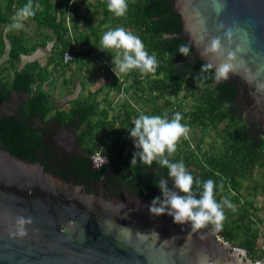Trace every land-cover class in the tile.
<instances>
[{
    "label": "water",
    "instance_id": "water-1",
    "mask_svg": "<svg viewBox=\"0 0 264 264\" xmlns=\"http://www.w3.org/2000/svg\"><path fill=\"white\" fill-rule=\"evenodd\" d=\"M146 14L161 47L174 52V74L210 80L232 113L244 112L240 135L256 147L264 137V0H164ZM214 37L222 53L201 55ZM224 63L228 79L217 81ZM56 128L41 136L0 116V264H260L213 228L192 231L190 222L151 214L159 188L105 190L116 174L105 158L65 165L69 155L51 139ZM18 217L31 218L23 236Z\"/></svg>",
    "mask_w": 264,
    "mask_h": 264
},
{
    "label": "trees",
    "instance_id": "trees-1",
    "mask_svg": "<svg viewBox=\"0 0 264 264\" xmlns=\"http://www.w3.org/2000/svg\"><path fill=\"white\" fill-rule=\"evenodd\" d=\"M72 1L32 0L33 7L38 5L39 8L35 16L28 19L34 21L39 28L49 29L57 44L48 64L36 72H26L23 69H17L15 65L22 55L34 51L38 44H28L24 34L16 33L15 29H7L8 25L14 22L17 11L27 4L28 0H0V58L8 48V57L0 62V104L8 100L12 92L24 94L26 97L23 103L9 116H14L17 124L25 126L29 132H35L41 136L45 135L53 125L71 127L76 132L75 137L80 150L77 155L75 154L76 157L65 162V165H73L77 162L87 164L91 161V155L99 151L107 159L106 166L116 171L119 179L114 184L120 192L123 191V187L127 193H133L140 188L156 190L158 188L156 181L159 179H165L167 182L172 180L168 176L167 167L160 166L155 160L151 166L139 160L131 165L136 148L129 129L134 127V119L139 115L136 108L125 101L122 103L121 113L110 118L109 108L100 107L96 99L101 88L90 91L85 98L67 97L60 105L55 104L56 102L45 89L44 83L48 79L49 64H53L54 67H69L71 62L62 63V54L69 47L71 39L83 46V50L76 58L78 59L83 54H90L93 49L91 38L94 41L98 38L100 29L92 28L90 19H87L90 32L71 34V27L65 21V14L67 6ZM95 1L101 7L103 15L99 22L100 27L109 24L110 28L123 27L132 32L142 40L145 50L149 55H154L157 61L156 71L146 72V85H143L142 80L138 78V69H133L127 72L124 80L120 82L117 78L112 80L114 89L119 91L122 83L131 78V87L142 95H146L148 101L156 102L164 99V107H170L174 105V102L165 98V95L177 97L186 86L187 92L184 97L193 98L192 108L183 114L186 119L183 123L188 126V129L203 130L211 125L216 128L222 124L221 140L224 148L221 153L206 154L201 159L194 152L189 151L183 142H179L176 152L168 156V159L173 163L183 161L194 180L215 181L214 198L218 203L228 201L232 207L224 206L225 218L221 222V227L217 228L215 224L208 223L210 228L221 233L225 241L233 244L231 246L243 248L248 257L259 258L264 253V248L259 245L257 230L251 226L253 222L249 211L246 210L247 208L241 211H234V209H238L242 198H247L259 189L249 180L252 178V170L255 167L264 171V139L260 141L257 149H249L252 140L247 142L240 135L245 128L239 116L228 109L230 100L222 98L221 92L213 88L210 80L208 82L201 80V84L197 87L196 78L199 80V74L194 76L190 73L183 76L174 74L177 64L172 60L174 52L161 47L164 36L151 28L152 24L146 14L149 7L158 6L164 0H127L128 11L122 17H117L110 12L105 0ZM73 29L74 31L77 29L76 24H73ZM189 80L193 82L190 83ZM67 82L68 80L64 79L63 83L67 84ZM66 104H68L67 108H65ZM156 113L160 112L156 111ZM171 113L166 111L162 114L171 118ZM38 124L47 126L44 133L39 131ZM181 140L187 141L184 137H181ZM165 155L168 154L165 153ZM202 191L201 185L197 195ZM247 204L251 206L250 202ZM234 214H238L237 218H233Z\"/></svg>",
    "mask_w": 264,
    "mask_h": 264
},
{
    "label": "clouds",
    "instance_id": "clouds-1",
    "mask_svg": "<svg viewBox=\"0 0 264 264\" xmlns=\"http://www.w3.org/2000/svg\"><path fill=\"white\" fill-rule=\"evenodd\" d=\"M107 7L117 17L126 15L128 11L127 0H107ZM38 8V5L34 8L32 0H28V3L17 11L14 22L8 25L7 30L19 29L22 26V20L34 17ZM100 43L101 47L99 48L101 50H122L118 51L112 59V65H116L120 72L127 73L133 69H139L141 72L156 71V57L149 55L145 50L144 43L137 35L123 27L105 32ZM178 51L186 57L191 55L188 44L179 45ZM207 53H222L219 37L212 38L201 55ZM212 67L211 64L202 65L200 71H209ZM229 71L230 64L219 65L215 68V79L217 81H220L221 78L228 79ZM200 84L201 81L196 78L197 87ZM181 120L182 115L179 112L175 113L172 119H169L166 114L161 117L141 113L135 119L134 127L129 129L130 137L133 139L136 148L131 165L139 160L141 163L151 166L155 160L160 166L168 169V176L172 179L173 186L169 187L165 179L156 181L160 195L156 196L148 205L151 214L158 216L167 213L173 217L174 223L190 222L192 231L201 229L208 223H213L219 228L225 218L224 206L227 205L231 208L232 205L228 201L223 203L216 201L214 198L215 181L212 179L194 180L183 161L173 163L168 159V156L176 152L180 138H187L189 129L187 125L181 123ZM165 153L168 155L166 156ZM106 162L105 157L102 163L105 164ZM201 185L203 191L197 195V190L200 189ZM161 196L164 198L163 200H161ZM29 223H31V218L18 217L19 235L26 234L24 226Z\"/></svg>",
    "mask_w": 264,
    "mask_h": 264
},
{
    "label": "rangeland",
    "instance_id": "rangeland-1",
    "mask_svg": "<svg viewBox=\"0 0 264 264\" xmlns=\"http://www.w3.org/2000/svg\"><path fill=\"white\" fill-rule=\"evenodd\" d=\"M105 4H107V0H105ZM74 11L75 13L73 14ZM102 17L101 7L97 5L95 0H73L67 6L65 21L66 24L71 27V34L90 32L87 19L91 20L90 24L92 28H99L100 30L96 41L91 38L93 49L90 54H83V56L71 62L69 67H54L52 74L54 78L51 83L46 84L45 86V89L50 93L51 97L55 99L54 101L56 103H54L60 105L62 102V100L60 101V98H62L64 94L66 95L67 92L68 95L66 96L68 98H73L76 95H79V98H85L90 91L97 90L100 87L101 90L97 94L96 99L100 107L109 108L110 118L113 115L121 113L122 103L128 101L133 108L137 109L139 113L138 117L141 113L149 116L163 117L165 115L162 113L170 111L172 113L171 118L169 119H172L174 114L179 112L182 115L181 123L184 124L183 120L186 119L183 117V114L189 112L193 104V98L191 96L184 97V94L187 92L186 86H184L183 90L177 97H166L165 95V98H169L174 102V105L170 107H164V99H160L156 102H152L151 100L148 101L146 95H142L131 87V78L126 79L124 83H122V87L119 91L113 88L112 80L117 78L120 82V80H124L127 73L120 72L116 65H112L113 56H115L118 51L122 50H101L99 48L101 47L100 41L104 33L114 29L113 27L110 28L109 24L100 27L99 22ZM12 18H14V15H12ZM73 24L77 25L75 31L73 29ZM20 28L26 29L27 34L30 33L29 39L32 41L35 37L37 40H41V37H44L43 34L40 37L39 34H41V31L37 32L39 29H37L35 23L28 18L22 20V26ZM48 33L51 32L48 30ZM56 44L55 41L54 46L51 47L49 45L48 48H51L49 49L50 52H55L54 48ZM5 57L6 55L3 54L0 58V62L5 60ZM10 71L12 72V70ZM138 71V78L142 80L141 82L143 85H146V72H141L139 69ZM64 79L68 80L67 84L63 83ZM188 82L192 83L193 81L189 80ZM138 97L141 99H137ZM67 107L68 104L65 105V108ZM156 111H159L160 113L157 114ZM221 128L222 124L218 125L216 128L211 125L203 130L199 128H191L188 131L186 139L189 141V144L192 145H195L197 141L201 142V140H204L202 148L207 149V147L213 143V140L222 139ZM179 142L181 143L182 140L180 139L178 143ZM251 177L252 178L249 182L257 185L259 189L252 192L247 198H242L238 209L235 208L234 211H241L247 208L246 210L249 211L250 219L253 222L251 226L258 232L259 245L264 248V187H262V184H264V171L255 167L252 170ZM247 202H250L251 206H248ZM237 216L238 214H234L233 218H237ZM203 228L208 229L210 226H205ZM234 247L240 248L236 245Z\"/></svg>",
    "mask_w": 264,
    "mask_h": 264
},
{
    "label": "flooded vegetation",
    "instance_id": "flooded-vegetation-1",
    "mask_svg": "<svg viewBox=\"0 0 264 264\" xmlns=\"http://www.w3.org/2000/svg\"><path fill=\"white\" fill-rule=\"evenodd\" d=\"M26 96L24 94H20L17 92H12L10 95V98L8 100H6L5 102H2L0 104V115L1 114H5L6 116H9L11 114H13L18 107L23 103L24 98ZM239 118L242 122V124L244 125V128L246 130L247 128V123L244 120V112H241L239 115ZM57 125H53L50 126L51 128L56 127ZM39 127V131L42 133H44V129H46V125L44 124H38ZM200 129V128H199ZM76 132L71 128V127H63L61 125L57 126L53 136L51 137V139L59 146L61 147L68 155L69 158L66 160H73L75 156V154L77 155L78 151L80 150L79 144L77 143L76 140ZM258 144L256 147H254L253 149H257L258 146L260 145V141L264 139L263 135L261 133L258 134ZM181 139V138H180ZM251 141V139H247V142ZM183 145H185L189 151L194 152V154L198 155L201 159L204 158V156L207 154H212V153H221V151L223 150V145H222V140L221 139H217V140H213V143H211L207 149L202 148V145L204 144V140L197 141L195 145L189 144V141L187 140L186 142L182 141ZM111 169V168H110ZM118 175L115 174L112 182L113 185L111 186H106L105 190H108L110 192L113 193H117L120 194L122 192H120V190L118 188H115V182L118 180ZM168 183V186H173V182L172 180H170ZM125 192H127L125 190ZM206 227H209V224L206 225Z\"/></svg>",
    "mask_w": 264,
    "mask_h": 264
},
{
    "label": "crops",
    "instance_id": "crops-1",
    "mask_svg": "<svg viewBox=\"0 0 264 264\" xmlns=\"http://www.w3.org/2000/svg\"><path fill=\"white\" fill-rule=\"evenodd\" d=\"M32 22H34V21H32ZM36 28L39 29V30H37V32L41 31L40 32L41 34H39L40 37H41L42 34L44 35V37H41V40H37L36 37H35L33 39V41H32L31 39H29V34L30 33L27 34V32H26L27 30L26 29H23V28L15 29L16 33L24 34V37L26 38V41H27L28 44H38V47L34 51H30L27 54L22 55L20 57L19 62L16 63V65H15L17 67V69H23L26 72H36L41 67H43L46 64H48L47 62L49 61L51 56L54 54V53L49 51V49H51V48H48L49 45L52 47L55 44V40H54V38L52 36V32L49 29L44 28V27L39 28V27L36 26ZM48 30L51 33H48ZM4 54L6 55V57H5V59H6L8 57V48L4 52ZM53 70H54V65L53 64H49L48 65L49 75H48V79L44 83V86H46V84L51 83L52 79L54 78L53 75H52L53 74ZM77 96H79V95H76L75 97H77ZM75 97H73V98H75ZM66 99H67V96L65 97V94H64L62 96V98H60V101L62 100L61 103H63ZM52 100H55V99L52 98Z\"/></svg>",
    "mask_w": 264,
    "mask_h": 264
},
{
    "label": "built area",
    "instance_id": "built-area-1",
    "mask_svg": "<svg viewBox=\"0 0 264 264\" xmlns=\"http://www.w3.org/2000/svg\"><path fill=\"white\" fill-rule=\"evenodd\" d=\"M82 50H83V46L79 42L75 41L74 39H71L69 47L62 54V63L63 64H68V63L74 61L77 58L78 54ZM104 158H105V156L102 155L99 151H97V152H95L94 154L91 155V160H93V159L100 160V159H104ZM232 247L234 249H236V250H239L241 252H245L246 253V251L244 249L237 248V247H234V246H232ZM251 259L253 261H256V262L260 263V264H264V253L259 258H251Z\"/></svg>",
    "mask_w": 264,
    "mask_h": 264
}]
</instances>
